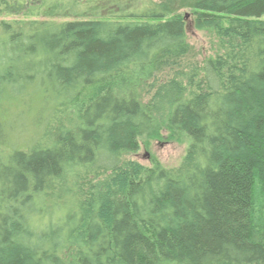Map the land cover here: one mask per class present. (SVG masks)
I'll return each instance as SVG.
<instances>
[{"label":"trees","instance_id":"1","mask_svg":"<svg viewBox=\"0 0 264 264\" xmlns=\"http://www.w3.org/2000/svg\"><path fill=\"white\" fill-rule=\"evenodd\" d=\"M83 1L0 0V264H264V0Z\"/></svg>","mask_w":264,"mask_h":264},{"label":"rangeland","instance_id":"2","mask_svg":"<svg viewBox=\"0 0 264 264\" xmlns=\"http://www.w3.org/2000/svg\"><path fill=\"white\" fill-rule=\"evenodd\" d=\"M152 1H167V0H152ZM149 0H98L99 11H95L91 6L92 4H87L83 1L79 6L80 10L84 7L87 8L86 14L83 17L98 19L103 18L107 15L109 10L113 11V15H121L124 12H136L143 7L147 6ZM189 4V2H186ZM180 6L183 7L179 9L180 14L184 17L189 16L188 9L185 8V3L179 2ZM89 5V7H88ZM172 8L177 6L176 1H171L168 3ZM180 7V8H181ZM187 41L190 46V54L188 57V64L193 63L195 60L200 61L209 54V43L206 36L202 33L194 32L193 30L188 32ZM191 61H190V60ZM161 81H164L167 77L166 71L160 72L158 74ZM150 82V81H149ZM147 82L148 84H151ZM92 92H87V95H91ZM152 91H144L143 100L147 104H150V98ZM151 106H153L151 104ZM165 108L162 110H157L164 112ZM24 128L26 125L23 126ZM161 138L159 140L151 141L148 144L139 141V147L136 153L132 155H126L123 160H135L137 163L145 166L151 167L154 163H161L166 167H175L182 160L186 148L187 142L185 140H174L168 137V131L164 128L161 131Z\"/></svg>","mask_w":264,"mask_h":264}]
</instances>
